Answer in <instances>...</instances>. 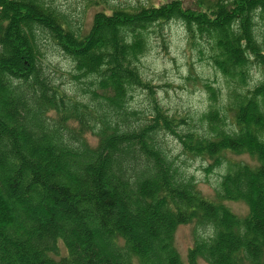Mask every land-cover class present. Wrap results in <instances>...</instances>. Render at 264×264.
Instances as JSON below:
<instances>
[{"label": "trees", "instance_id": "trees-1", "mask_svg": "<svg viewBox=\"0 0 264 264\" xmlns=\"http://www.w3.org/2000/svg\"><path fill=\"white\" fill-rule=\"evenodd\" d=\"M99 2L85 29L54 0H0V264H264V0ZM174 23L233 85L219 107L204 84L207 129L171 115L141 73L150 40ZM55 57L69 61L70 85ZM137 91L145 110L131 106ZM168 136L210 160L208 173L228 155L253 164L230 161L211 200ZM185 225L186 262L175 245Z\"/></svg>", "mask_w": 264, "mask_h": 264}, {"label": "rangeland", "instance_id": "rangeland-1", "mask_svg": "<svg viewBox=\"0 0 264 264\" xmlns=\"http://www.w3.org/2000/svg\"><path fill=\"white\" fill-rule=\"evenodd\" d=\"M54 0L55 4L69 10L76 16L79 24H83L85 29H89L93 16L96 12L105 9L99 0ZM165 2L167 0H109L113 4H136L148 2ZM188 6L194 0H183ZM92 2V3H94ZM99 2V4H96ZM259 22V21H258ZM257 32L264 40V23L259 22ZM165 41L152 39L149 48L141 60V73L144 80L152 83L156 87L157 99L163 107L171 114L180 118H187V122H194L200 130L201 127L207 129V123H201L200 116L207 112L212 104L210 93L204 84H210L219 92L216 106L226 104V96L233 87L231 82L225 79L213 66L208 58V51H205L203 58L199 55L198 48L188 45L187 34L183 26L179 24H169L165 28ZM53 68L57 71L56 77L66 83H70L68 71L71 69L69 61L62 57L50 59ZM261 79L259 69L252 71L250 86H253ZM148 94L146 91H137L131 101V106L135 109L145 110L148 105ZM231 115H229V118ZM230 121V120H229ZM92 143L96 142L89 135ZM168 149L174 157H178L177 162L187 175L194 177L199 191L207 198L214 200L221 181V176L227 171L230 161L247 162L253 164L248 156L228 155L227 163L215 169L212 173L207 172L210 160H201L188 157L182 153L181 145L173 137L166 138ZM228 207L238 216L244 217L248 214V207L242 202H227ZM193 225L179 227L175 237V245L184 262L187 260L188 251L193 247ZM198 264H208L200 261Z\"/></svg>", "mask_w": 264, "mask_h": 264}]
</instances>
